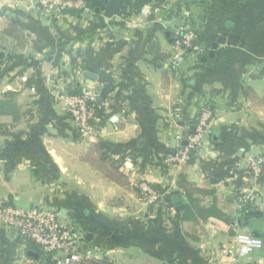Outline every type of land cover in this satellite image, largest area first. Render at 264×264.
Listing matches in <instances>:
<instances>
[{
    "label": "crops",
    "instance_id": "0c3cea01",
    "mask_svg": "<svg viewBox=\"0 0 264 264\" xmlns=\"http://www.w3.org/2000/svg\"><path fill=\"white\" fill-rule=\"evenodd\" d=\"M189 1L85 0L88 11L52 17L0 0V203L85 217L82 251L115 264H264V170L248 166L264 153V0ZM186 18L201 23L204 50L173 69ZM231 32L237 44L210 56ZM83 86L99 92L86 137L64 98ZM204 105L213 119L203 147L168 165ZM140 180L162 191L155 208L140 200ZM244 186L258 200L241 213ZM234 220L261 234L253 255L233 250ZM29 252L0 226V264H43Z\"/></svg>",
    "mask_w": 264,
    "mask_h": 264
},
{
    "label": "built area",
    "instance_id": "2783aa9c",
    "mask_svg": "<svg viewBox=\"0 0 264 264\" xmlns=\"http://www.w3.org/2000/svg\"><path fill=\"white\" fill-rule=\"evenodd\" d=\"M41 11L57 17L67 11L87 9L85 0H29ZM174 55L171 59L173 69L187 59L191 51L202 52L199 33L189 23H182L173 32ZM67 111L77 131L84 137L91 135L98 113V95L89 87L74 88L64 96ZM194 124L189 123L178 136L181 145L167 158L168 165H184L203 147L204 137L213 119V112L208 105L202 106L194 117ZM248 166L256 175L264 170V153L251 156ZM140 200L149 208H155L163 197L152 182L140 180L136 184ZM258 194L254 188L241 187L235 197V209L247 212L257 204ZM239 220H234L231 229L236 246L233 250L240 257L253 255L261 249L263 240L245 229ZM0 226L15 231L26 250L36 247L43 264H83L88 255L81 249V236L77 230L63 221L58 211L42 208H23L10 202L0 203ZM232 254L233 251H228Z\"/></svg>",
    "mask_w": 264,
    "mask_h": 264
},
{
    "label": "rangeland",
    "instance_id": "374dc122",
    "mask_svg": "<svg viewBox=\"0 0 264 264\" xmlns=\"http://www.w3.org/2000/svg\"><path fill=\"white\" fill-rule=\"evenodd\" d=\"M190 4H194V3H198L199 0H191L189 1ZM201 2H203V4L205 2H207V0H202ZM85 11H88L89 8L87 9H83ZM182 23H189L191 24L196 30L198 33H200V27H201V23L195 19H189V18H186L182 21ZM89 87V86H88ZM90 89H92L93 91L96 92L97 95H99V92L94 89V88H91L89 87ZM24 207H29V206H24ZM29 208H34V207H29ZM43 209V208H42ZM53 211H56V210H53ZM84 221H85V217H78L77 215H73L72 213H69L65 218H64V222L68 225H71L73 226L77 232L80 234L81 237H84V234L81 230V227L83 224H84ZM83 264H115L114 262H111V261H106L105 259H96V258H92L91 256L89 258H86V260L84 261Z\"/></svg>",
    "mask_w": 264,
    "mask_h": 264
},
{
    "label": "water",
    "instance_id": "95a60500",
    "mask_svg": "<svg viewBox=\"0 0 264 264\" xmlns=\"http://www.w3.org/2000/svg\"><path fill=\"white\" fill-rule=\"evenodd\" d=\"M237 41H238V34L235 32H231L228 36H221L217 39V41L213 42L209 55L214 56L215 50L218 48L219 44L228 43L231 45H236ZM84 75L89 77V78H95L96 77L95 74L88 73V72H85ZM177 199H178V197H176L174 199V201H177ZM252 234L257 236V237L261 236V234L259 232H253ZM29 253L35 257L39 256V254L37 252H34V251H30Z\"/></svg>",
    "mask_w": 264,
    "mask_h": 264
},
{
    "label": "trees",
    "instance_id": "16d2710c",
    "mask_svg": "<svg viewBox=\"0 0 264 264\" xmlns=\"http://www.w3.org/2000/svg\"><path fill=\"white\" fill-rule=\"evenodd\" d=\"M191 122H192V124H194L195 119H193ZM31 249H34L35 251H38L36 247H31Z\"/></svg>",
    "mask_w": 264,
    "mask_h": 264
}]
</instances>
